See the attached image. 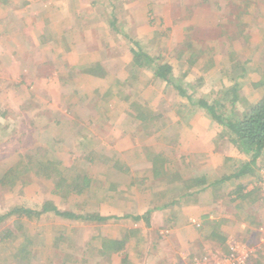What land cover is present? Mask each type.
I'll return each instance as SVG.
<instances>
[{
  "label": "rangeland",
  "instance_id": "1",
  "mask_svg": "<svg viewBox=\"0 0 264 264\" xmlns=\"http://www.w3.org/2000/svg\"><path fill=\"white\" fill-rule=\"evenodd\" d=\"M263 95L264 0H0V264H264V155L196 103Z\"/></svg>",
  "mask_w": 264,
  "mask_h": 264
},
{
  "label": "trees",
  "instance_id": "2",
  "mask_svg": "<svg viewBox=\"0 0 264 264\" xmlns=\"http://www.w3.org/2000/svg\"><path fill=\"white\" fill-rule=\"evenodd\" d=\"M144 56L145 55H142L141 52H136L135 61L139 62L141 59H149L151 61L149 57ZM170 69L171 68L169 65L157 66L155 74L160 78H165L167 72H169ZM188 98L190 97L188 96ZM237 98L238 95L235 94L233 96V99L231 101L229 100V107H232ZM196 103L200 107L204 108L206 112L213 118V120L228 129L231 136V141L237 145L240 151L251 156V158L249 159L251 162L255 161L257 157L264 155V95L258 101L253 102L241 112H236L235 108H229L227 111V106L225 104L218 103V101L214 102V100L209 101L204 97H199ZM217 106L221 107L220 112L217 110ZM248 164L250 163L248 162ZM246 165H244L245 168L247 167ZM200 176H198L200 179L194 177L196 178V180L200 181L197 185H200L202 183L204 184L205 182L206 177L203 175V177L201 178ZM220 182L221 180L217 179L213 181V184ZM56 212L69 219L82 218L92 221L95 219H103L102 216H99L100 218H95L97 216H94V214L77 215L70 211H59L57 209Z\"/></svg>",
  "mask_w": 264,
  "mask_h": 264
}]
</instances>
